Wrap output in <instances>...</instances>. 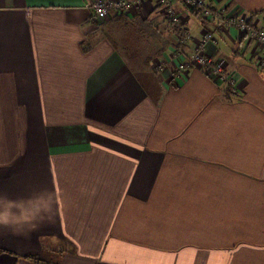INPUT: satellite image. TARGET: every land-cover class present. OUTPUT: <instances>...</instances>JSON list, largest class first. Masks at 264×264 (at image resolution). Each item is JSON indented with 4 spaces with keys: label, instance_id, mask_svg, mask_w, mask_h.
I'll use <instances>...</instances> for the list:
<instances>
[{
    "label": "crops",
    "instance_id": "0c3cea01",
    "mask_svg": "<svg viewBox=\"0 0 264 264\" xmlns=\"http://www.w3.org/2000/svg\"><path fill=\"white\" fill-rule=\"evenodd\" d=\"M0 0V264H264V48L171 0ZM264 26V0H217ZM161 64V67L158 65Z\"/></svg>",
    "mask_w": 264,
    "mask_h": 264
},
{
    "label": "built area",
    "instance_id": "2783aa9c",
    "mask_svg": "<svg viewBox=\"0 0 264 264\" xmlns=\"http://www.w3.org/2000/svg\"><path fill=\"white\" fill-rule=\"evenodd\" d=\"M147 0H97L91 5L92 19L102 21L112 13L129 12L135 6L143 5ZM186 9L198 12L204 25V33L196 43L195 52L178 66L181 73L193 68H204L212 77L226 83L233 92L240 91V85L233 73L228 71L224 63L217 62L207 51L209 44H217L216 31L222 27H234L246 34L250 40L264 48V26L259 27L250 23L245 14H229L223 8H217V0H182ZM167 9V17L179 34L180 44H187L193 39L186 29L181 16L171 7V0H157ZM258 67H264V56L257 60ZM161 67V64L158 65Z\"/></svg>",
    "mask_w": 264,
    "mask_h": 264
},
{
    "label": "trees",
    "instance_id": "16d2710c",
    "mask_svg": "<svg viewBox=\"0 0 264 264\" xmlns=\"http://www.w3.org/2000/svg\"><path fill=\"white\" fill-rule=\"evenodd\" d=\"M198 13V12H197ZM199 14V13H198ZM200 15V14H199ZM229 90L231 91V88L228 86Z\"/></svg>",
    "mask_w": 264,
    "mask_h": 264
},
{
    "label": "rangeland",
    "instance_id": "374dc122",
    "mask_svg": "<svg viewBox=\"0 0 264 264\" xmlns=\"http://www.w3.org/2000/svg\"><path fill=\"white\" fill-rule=\"evenodd\" d=\"M183 62H184V61H183ZM181 63H182V62H181ZM181 63H180V64H181ZM227 86H228V85H227Z\"/></svg>",
    "mask_w": 264,
    "mask_h": 264
}]
</instances>
